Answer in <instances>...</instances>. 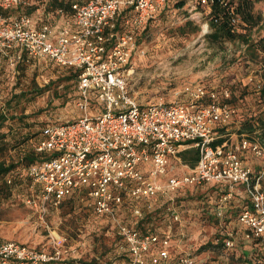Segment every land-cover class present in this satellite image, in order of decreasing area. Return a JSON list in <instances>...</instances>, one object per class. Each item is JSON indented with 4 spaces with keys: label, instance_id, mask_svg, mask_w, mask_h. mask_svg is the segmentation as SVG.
Returning a JSON list of instances; mask_svg holds the SVG:
<instances>
[{
    "label": "built area",
    "instance_id": "obj_1",
    "mask_svg": "<svg viewBox=\"0 0 264 264\" xmlns=\"http://www.w3.org/2000/svg\"><path fill=\"white\" fill-rule=\"evenodd\" d=\"M166 1L72 0L71 18L56 27L33 22L23 10L32 0H0V10L19 8L0 11V52L15 48L18 58L23 52L49 57L78 72L76 106L81 114L43 127L36 149L51 156L29 166L34 192L27 202L45 211L50 202L58 207L74 192L87 189L93 210L116 229L120 247L127 252L129 258L122 264H209L207 255L191 254L174 243L172 223L147 233L135 227L142 214L138 201L152 209L158 196L191 184H227L225 200L238 184L244 185L250 203L241 209L237 222L244 238L258 239L264 247V145L246 133L230 134L238 115L228 101L230 89L197 83L185 87L183 100L144 103L128 87L138 29ZM216 2L189 0L194 8L203 9V15L210 14ZM122 11L126 14L119 27ZM238 20L232 17V22ZM91 110L97 113L94 117ZM223 127L225 131L220 130ZM191 147L199 153L193 167L180 155ZM248 154L262 159L259 168L246 163ZM177 163L185 170L176 174ZM129 209L134 212L132 222L124 213ZM221 232L223 247L232 248L235 232ZM51 241L48 249L0 240V264H80L74 252L64 248L66 237L52 235Z\"/></svg>",
    "mask_w": 264,
    "mask_h": 264
},
{
    "label": "rangeland",
    "instance_id": "obj_2",
    "mask_svg": "<svg viewBox=\"0 0 264 264\" xmlns=\"http://www.w3.org/2000/svg\"><path fill=\"white\" fill-rule=\"evenodd\" d=\"M188 1L170 0L167 7L138 29L137 47L132 56L133 71L128 81L130 91L144 103L160 99L173 102L186 98L183 90L187 85L204 83L219 90L228 87L235 89L238 96L241 95L236 104L241 110L261 114L264 109L260 95V86L264 84V54L253 59L246 51V44L238 38L214 40L210 36L213 30L210 14L203 15L201 7L194 8ZM253 9L264 18V0L256 3ZM23 10L26 11L27 7ZM184 25L188 30L185 33L182 32ZM255 27L253 31L264 33V28ZM248 28L253 29L250 26ZM17 61V55L11 51L0 52V79L7 83L14 80ZM53 66L43 61L39 67L36 80L38 87L45 90L27 111L40 112V118L45 122H69L81 114L76 106L75 81L71 79L66 87L59 80L58 73L53 71ZM245 82L250 83L249 87L243 88ZM48 85L49 88H46ZM243 92L246 98L242 97ZM0 101L4 102L1 98ZM89 114L94 117L97 113L91 110ZM235 122L231 124V129L238 128ZM254 158L258 157L248 154L249 161ZM180 166L177 167L183 172L185 167ZM210 190V184L185 185L178 189V199L171 204L170 220L161 227L172 223L176 241L183 248L189 250L209 239L216 240V233L220 229L235 230L236 220L226 219L228 207L236 204L233 199L229 202L223 196L213 194L219 203L217 212L222 209V215L216 213L220 217L219 222L206 217V211L209 210L204 205L206 194H216ZM174 214L178 215L177 220H174ZM108 223L103 215L85 208L62 211V208L52 209L48 206L44 211L31 203L25 205L14 197L0 202V239L18 240L31 246L51 249L52 235L60 234L66 237L64 248H70L75 258L89 259L92 255L101 257V253L112 246L114 232ZM226 251L229 250L216 249L211 244L202 254L210 258L222 256ZM108 259L107 256L99 260L104 264ZM107 263L121 264L114 258Z\"/></svg>",
    "mask_w": 264,
    "mask_h": 264
},
{
    "label": "trees",
    "instance_id": "obj_3",
    "mask_svg": "<svg viewBox=\"0 0 264 264\" xmlns=\"http://www.w3.org/2000/svg\"><path fill=\"white\" fill-rule=\"evenodd\" d=\"M225 1L226 3H221L217 0L212 11H210V26L213 29L210 36L214 40L220 38L240 39L246 44V51L253 59L264 54V33H257V28L255 27L258 25V28L263 29L264 18L253 9L256 3L263 0ZM71 2L72 0H32L31 4L27 6L26 11L32 16V20L36 25L46 22L52 26H56L58 24H64L65 20L71 18L69 15ZM18 10L19 8L0 11L2 13H8ZM125 14L126 11H122L117 17L119 27L122 26ZM233 16L239 18L235 23L232 22ZM249 26L250 28L255 27L256 30L253 31L254 28L249 29ZM186 31L188 30H186V26L184 25L182 27V32L185 33ZM17 50L18 49L13 48L10 51L12 54L17 55ZM43 61L49 62V65H54L53 71L58 73L59 80L61 79L66 87L69 85L66 83L71 81V79L75 81L77 98L78 72L72 67L57 64L49 57L29 56L26 52H23L18 58L15 66L14 71L16 76L14 80L11 83H7L5 80L0 79V98L4 101L0 104V202H5L14 197L19 198V200L26 205L28 203L27 199L30 198L34 192V189L31 187L32 179L28 173L29 166L51 156L49 152H38L36 147L42 137L43 127L54 122H45L42 120L40 118L41 113L36 110L32 112L27 111L36 98L42 94L41 92L45 90L38 87L36 80L37 71ZM249 84V82H245L243 88L249 87ZM46 88H49V85L46 86ZM229 89L231 91V96L228 98V101L236 106L238 110L237 119L235 118L238 121L236 124V126H238L237 131L239 133L248 134L251 139L258 140L264 145V109L262 113L258 115L244 112L236 105L240 101L241 95L238 96L235 89ZM260 91V95L264 102V84ZM242 97L246 98L247 95L243 92ZM224 129V127L220 128L221 131H225ZM225 139L226 137L220 138L217 142H222ZM180 155L184 163L193 167L198 161L199 153L197 148L191 147L183 150ZM177 166H180V164L177 163ZM181 172L182 170L180 171L178 167H176L175 173ZM204 184H210V191L216 192V194L210 192L206 194L204 205L206 208L208 207L209 210L210 208L212 209V211H206L208 213H206V217H211L215 222H219L220 217L216 214L218 213L217 209L219 203L215 200L214 195L224 196L230 192V188L227 184L223 183L209 182ZM236 187L245 191V186L242 184H238ZM178 189L171 192L169 195H160L154 199L152 201V209L147 208L145 201H138L137 204L140 205L142 214L137 218L135 223L136 229L141 233H147L157 231L162 228L161 226L166 225L172 213L170 209L171 204L175 202V199H178ZM235 192L234 189L233 196L227 199L229 202L233 199V203L236 204L233 206L231 203L232 205L228 207V216L226 218L227 221L236 220L235 230H233L235 232L234 246L226 249L229 251H226L222 256L219 254L220 256L214 255L210 257L209 264H260L264 260V247L261 242L255 238L247 239L243 237L240 225L237 222V216L241 209L250 202L247 197L245 203L244 201L234 202ZM29 207L32 208L31 205ZM49 208H62V211L81 210L84 208L93 210L92 201L88 195L87 189L74 192L72 195L65 198L58 207L50 202ZM125 212H128L126 217L127 221L132 222L134 219L133 210L129 209ZM108 225L111 226L109 223ZM113 232L114 242L111 247L101 253V257L92 255L89 259L79 257L76 258V260L80 264H101L103 262L99 259L102 257L107 258L108 256L109 259L104 264L112 261V258L119 260L121 264L127 261L129 257L126 250L120 247L121 240L117 236L115 228H113ZM224 237L220 229L216 233V240L213 241L209 239L204 244L189 248V251L191 254H202L203 250L207 249V246L211 244H214V248L216 249H222L224 248ZM176 238L177 236L175 233L174 243L178 244ZM217 238H219L218 241Z\"/></svg>",
    "mask_w": 264,
    "mask_h": 264
},
{
    "label": "crops",
    "instance_id": "obj_4",
    "mask_svg": "<svg viewBox=\"0 0 264 264\" xmlns=\"http://www.w3.org/2000/svg\"><path fill=\"white\" fill-rule=\"evenodd\" d=\"M169 1L170 0H167L166 1V3L155 13V15L158 13V12H160L161 10H163L165 7H167L168 5H169ZM188 3H189V1H188ZM14 12H17V11H14ZM154 15V16H155ZM153 16V17H154ZM61 25H63V23L62 24H58V25H56V27H59V26H61ZM138 35V34H137ZM237 128H233V129H231L230 130V134H232V136H235V135H237ZM246 163L247 164H249V165H252L253 167H255L256 169L257 168H259L260 167V165H261V161H262V159H260V158H254V159H252V160H248L247 158H246ZM235 195H234V198L236 199L235 200V202H243L244 201V203L246 202V197H247V195H246V192L245 191H242L240 188H238V187H236L235 188Z\"/></svg>",
    "mask_w": 264,
    "mask_h": 264
}]
</instances>
